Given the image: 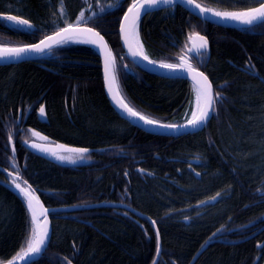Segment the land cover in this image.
<instances>
[{
	"label": "trees",
	"instance_id": "1",
	"mask_svg": "<svg viewBox=\"0 0 264 264\" xmlns=\"http://www.w3.org/2000/svg\"><path fill=\"white\" fill-rule=\"evenodd\" d=\"M133 1L0 0V15L32 25L15 27L0 17V44H33L67 25L94 27L115 54L119 87L131 106L161 123L183 124L193 112V84L145 72L126 57L119 28ZM196 1L221 11L263 2ZM91 4L99 10L94 15ZM139 31L148 57L162 64H179L193 34L208 38L209 59L204 53L192 61L222 98L215 99L213 118L201 132L179 137L133 126L111 106L101 59L83 44L0 66V263L33 240L26 202L5 185L15 179L48 208L81 206L51 214L50 245L33 264H153L155 228L126 207L156 222L162 239L157 264H190L208 240L215 242L194 264H264V23L227 28L177 6L172 14H147ZM42 105L47 123L38 117ZM28 128L53 142L99 151L83 165L54 163L22 145ZM98 202L122 207H85Z\"/></svg>",
	"mask_w": 264,
	"mask_h": 264
},
{
	"label": "water",
	"instance_id": "2",
	"mask_svg": "<svg viewBox=\"0 0 264 264\" xmlns=\"http://www.w3.org/2000/svg\"><path fill=\"white\" fill-rule=\"evenodd\" d=\"M139 3H145V0H134L133 3L125 11V13L122 17L121 23H120L119 33H120L121 44H122V47H123L127 57L137 67H139V68H141V69H143L149 73L155 74V75L160 76V77L169 78V79H186V80L190 81L196 87V89L199 92V95L201 97V99H200V106L201 107H203V104H204V97H203L202 93H200V84L198 83V81L201 78H199V77L194 78L195 74L191 71H188L187 67H185L184 69H176V70L166 69V68L161 66L163 64L152 61L145 54L144 51H143V53H144V55H146L148 57V60H144L143 56L138 54L141 51L139 46H138L139 41L141 44L140 35H139V26H140V22L143 19V17H145L147 14H150V13L158 12V11H161V10H164L167 8H171V7H175V6H180V7L184 8L185 10H187L189 13H191L193 16L199 18L203 22H208L211 24H215V25H219V26H223V27H227V28L245 29V28L254 27V26L259 25V24L264 22V20H256L252 24H246V23H243V22L238 21V20H234V19H230V18L226 19L224 17L216 16L214 14L215 12H243V11H247L248 9L240 10V11H221V10L212 9V8L203 6L202 4L197 2L196 0H194V3H188V0H174L173 3H168V4L164 3V0H160V2L155 4V5H146V8H147L146 12L144 10H141L140 18L136 22V26L134 28L133 24H132V16L134 15V13H129L128 9L131 8L133 4H139ZM262 3H264V2H262ZM195 4H199L201 6V8L212 9V12H207V13L202 12V11H200V9L195 7ZM255 7H259V5L255 6ZM252 8H254V7H252ZM0 16L5 17L6 15H0ZM125 16H128L129 19L125 20L124 19ZM73 27L74 28H80V29L90 28L94 32L99 33L100 36L103 37L104 43L107 45V50L111 52V58L115 62V68L113 69V75L115 76V83L113 85V88H114L113 92L109 91L108 80H107L106 73H105L106 50L97 44L87 42L89 39L92 38L91 34L80 33V34H78V36L75 39H72L75 42H71V40H69L67 43H77V44H84V45L90 46L99 54L101 62H102L104 89H105V93L107 95V98H108L111 106L115 109V111L123 119L130 122L133 126L139 128V129H141V130H143L149 134H153V135L165 136V137H179V136H184L187 134H193V133L201 132L202 130H204V128L211 121L213 114H214V111L210 113L209 119L203 124L192 127V126H187V123H184V124L179 125V127L176 129H170V128L163 126V125H169V124H164V123L159 122V125H151V124L145 123L139 117H134V116L129 115L125 109L120 107V105L117 103V99L115 98V92L116 91H118L119 97H121V98H123V97L120 93L119 86L117 83V75H116V71H115L116 67H117L116 59H115L113 50L110 48V46L108 44L107 39L105 38V36L101 32H99L94 27H91L88 25H76ZM59 31H57V32H59ZM57 32H55V33H57ZM55 33H52L48 36H54ZM48 36H46V37H48ZM199 36L205 37V36L200 35V34H199ZM205 38L207 39V48L201 49L199 52H197L196 48L200 45L201 40L199 39V37L196 34H193L189 38V47L187 48V52L184 56L181 57L183 59L180 58L179 64L184 63L186 65H190L191 68L196 69V71L204 73L202 70L194 67V64L192 62V58L193 57L197 58V57H199L200 54L206 53L207 58L209 59V57L211 55V48H210V43H209L208 38L207 37H205ZM44 39H42V40H44ZM77 40H81L82 42H77ZM40 41L33 43V44H38V43H40ZM61 44H64V43H61ZM61 44H56V45H53L51 48H46L43 52L29 51L27 53L22 54L20 57L0 58V66L15 65V64L23 63V62H29V61L36 60L38 58H41L48 51L58 47ZM4 47H23V46H1L0 45V48H4ZM134 52L137 53V55H133ZM152 62H154V63H152ZM204 75L211 82V80L207 76V74L204 73ZM211 84H212V82H211ZM212 88H213V95L215 97L213 84H212ZM123 100H124V98H123ZM124 102L127 103L125 100H124ZM214 105H215V101H214L213 107H214ZM42 107H44V109H45V114L41 115L39 112V119L41 122L45 123L48 121L46 106L43 105ZM197 114H198V112H197ZM34 144H39L44 148L51 149L52 151H50V152L42 151L40 148L34 147L33 146ZM24 146L31 153H33L39 157L45 158L51 162H57L56 155L59 153H64V152H66V153H79V152H70V151H68V149H85V148H80V147H75V146H69V145H66L63 143L49 144V143H42V142L34 141V140H32L30 142L26 141L24 143ZM12 149L14 150L13 145H12ZM87 150H88L87 152H83V153L88 154L91 152H97L98 151V150H94V149H87ZM53 152L55 153V155H53ZM17 183H19V182H17ZM19 184L21 185L22 188H29L30 191H32L33 196H35L37 198L35 201H33L37 217H36V219H33L32 210L29 209V207H28L27 197H25V195L15 186V184L12 183V181L10 184H5L9 189H11L14 193L18 194L26 202L28 212L30 214L32 224H33V240H32V243L35 239H38L41 236L42 229H43V226H45V224L47 227V238L45 240V244L41 247V251L39 253H30L29 247H28L27 250L23 254L15 257L14 259H12L8 262L0 263V264H9V262H11V264H33L34 262L40 260L41 257L46 252V250L48 249L50 242H51V239H52V235H53V225H52V220H51V214L55 213V212H72V211H76V210L81 209V206H64V207L48 208L44 204L40 195L36 191H34L29 185L22 184V183H19ZM107 206L117 207V206H119V204L102 202V203L87 205L86 207L87 208H99V207H107ZM42 209L48 210L44 216L40 215V212L42 211ZM130 210L135 212L136 214H138L140 217L148 218V220L154 226L155 231H156V235H157L158 250H159V252L157 251V256H156L155 261H154L155 264H157L161 258V255H162V239H161V234H160L159 228H158L156 222L152 218H150L146 215H143L142 213H140L134 209H130ZM45 216H46V219H45ZM213 242H215V241L214 240H208L201 247V249L197 252V254L193 257L190 264H194L196 262V260L200 257V255L204 251H206V249ZM25 253H28V255L25 256ZM154 262H153V264H154Z\"/></svg>",
	"mask_w": 264,
	"mask_h": 264
},
{
	"label": "snow or ice",
	"instance_id": "3",
	"mask_svg": "<svg viewBox=\"0 0 264 264\" xmlns=\"http://www.w3.org/2000/svg\"><path fill=\"white\" fill-rule=\"evenodd\" d=\"M159 2L160 0H145V3L133 4L132 7L128 9L129 13H134V15L132 16L133 27L135 28L136 22L140 18L141 10H144L145 12L147 11L146 5H155ZM173 2L174 0H164V3L166 4L173 3ZM188 3H194V0H188ZM195 7L205 13L212 12V9L201 8L199 4H195ZM214 14L216 16L224 17L226 19L230 18V19L241 21L246 24H252L256 20H264V3H260L259 7L250 8L247 11H243V12H215ZM5 19L13 22L14 25L32 27V25L29 23L28 20L19 19L16 16H8ZM124 19L128 20L129 17L125 16ZM80 33L91 34L92 38L89 39L87 42L97 44L106 50L105 73H106V77L108 80L109 91L113 92L114 91L113 85L115 83V76L113 75V69L115 68V62L111 58V52L107 50V45L104 43L103 37L100 36L99 33L94 32L90 28L80 29V28H74L72 25H68L67 27L62 28L59 32L55 33L54 36H48L44 40H41L40 43L38 44L26 45L23 47L0 48V58L20 57L22 54L27 53L29 51L43 52L46 48H51L53 45L67 43L69 40L75 39ZM196 35L201 40L200 45L196 48V51L199 52L201 49L207 48V39L205 37L199 36L198 33ZM138 54L143 56L144 60H148V57L144 55L143 51H140ZM133 55H137V53L134 52ZM161 66L166 69H171V70L184 69L185 67H187L188 71H191L195 74L194 78L195 77L201 78L198 81V83L200 84V93H202L204 97V104H203V107L200 106L199 97H198L197 103H196L198 114L196 112L192 114V117L187 122V126L195 127V126L205 123L209 119L210 113L215 111L213 107L215 99L217 98L222 99L220 97V93L216 92L215 97H214L211 82L204 75V73L196 71V69L191 68L190 65L181 63V64H163ZM115 98L117 99V103L120 105V107L125 109L129 115L134 116V117H139L141 120H143L147 124L159 125V121L149 119L146 116H142L139 112L129 107V105L124 102L123 98L119 97L118 91L115 92ZM39 112L41 115H44L45 114L44 107H40ZM163 126L170 128V129H176L179 127V125H173V124L163 125ZM34 135L39 136V133H34ZM33 146L36 148H40L42 151H46V152L52 151L51 149L44 148L39 144H34ZM68 151L83 153V152H87L88 150L87 149H68ZM53 155H55L54 152H53ZM58 158L61 160H69L75 163V159L72 156H59ZM77 158L82 159L83 157L80 156ZM12 183L15 184V186L25 195V197H27L28 207L29 209L32 210L33 219H36L37 214L35 211V206L33 204V201H35L37 198L33 196L32 191H30L29 188H22L21 185L17 183L15 179L12 181ZM218 195L219 193H217V196ZM213 199H215V197H213ZM47 211H48L47 209H42V211L40 212V215L44 216L47 213ZM45 219H46V216H45ZM46 238H47V227L45 224V226H43L41 236L38 239H35L33 243L29 245V252L39 253L41 251V247L45 244ZM27 255L28 253H25V256ZM9 264H11V262H9Z\"/></svg>",
	"mask_w": 264,
	"mask_h": 264
},
{
	"label": "flooded vegetation",
	"instance_id": "4",
	"mask_svg": "<svg viewBox=\"0 0 264 264\" xmlns=\"http://www.w3.org/2000/svg\"><path fill=\"white\" fill-rule=\"evenodd\" d=\"M264 1V0H263ZM261 3V2H260ZM259 3V4H260ZM259 4H257V5H259ZM257 5H255V6H257ZM252 7H254V6H252ZM243 9H247V8H241V9H235V10H231V11H238V10H243ZM106 97H107V95H106ZM108 99V98H107ZM117 113V112H116ZM118 114V113H117ZM119 115V114H118ZM120 117V116H119ZM40 120V119H39ZM41 122V121H40ZM48 122V121H47ZM47 122H45V123H47ZM43 123V122H42ZM18 125L21 127L22 126V117L21 116H19V120H18ZM20 129V131L21 132H23L24 131V128H19ZM27 133H28V139H24L23 141H22V145L24 146V143L26 142L25 140H31L32 141V139L34 140V141H39V142H42V143H49V144H54V143H57V142H51L50 141V139L47 137V136H45V135H43V133L41 132V131H34V130H31L30 128H28V131H27ZM34 133H39V136H37V135H34ZM37 138V139H36ZM46 138V139H45ZM36 139V140H35ZM68 145V144H67ZM72 146V145H71ZM25 147V146H24ZM84 148V147H83ZM85 148H87V147H85ZM92 149V148H91ZM94 153H97V152H94ZM89 157H90V155H89ZM91 158V157H90ZM91 161V160H90ZM90 161H88V163L90 162ZM81 165V164H80ZM13 180V179H12ZM98 203H102V202H98ZM111 203H113V202H111ZM95 204H97V203H95ZM120 207H122V206H120ZM127 209V208H126ZM128 211H131L130 209H127ZM131 212H133V211H131Z\"/></svg>",
	"mask_w": 264,
	"mask_h": 264
},
{
	"label": "rangeland",
	"instance_id": "5",
	"mask_svg": "<svg viewBox=\"0 0 264 264\" xmlns=\"http://www.w3.org/2000/svg\"><path fill=\"white\" fill-rule=\"evenodd\" d=\"M115 1V0H114ZM103 9V8H101ZM97 12H99V10L95 7L92 8V11L90 12L91 15H94L96 14ZM174 12V10H168L166 13L167 14H172ZM80 21V20H78ZM59 156H72L74 159H75V163H73L72 161H69V160H61L59 159L58 157ZM82 156L83 158L80 159V158H77V157H80ZM57 160L58 162L62 163V164H66V165H80V164H84V163H87L88 161L91 160V158L88 156V155H85V154H79V153H59L57 154Z\"/></svg>",
	"mask_w": 264,
	"mask_h": 264
},
{
	"label": "bare ground",
	"instance_id": "6",
	"mask_svg": "<svg viewBox=\"0 0 264 264\" xmlns=\"http://www.w3.org/2000/svg\"><path fill=\"white\" fill-rule=\"evenodd\" d=\"M197 18V17H196ZM45 38V37H44ZM43 38V39H44ZM71 42H75L74 40H71ZM77 42H82L81 40H77ZM64 44H66V43H64ZM64 44H61V45H64ZM61 45H59V46H61ZM138 46H139V48H140V50L141 51H143V49H142V47H141V44H140V41L138 42ZM114 53V52H113ZM126 54V53H125ZM114 56H115V54H114ZM126 57H127V55H126ZM128 58V57H127ZM115 59H116V57H115ZM129 59V58H128ZM130 60V59H129ZM131 61V60H130ZM132 62V61H131ZM116 63H117V61H116ZM133 63V62H132ZM139 68V67H138ZM141 69V68H140ZM143 70V69H142ZM143 71H145V70H143ZM145 72H147V71H145ZM149 73V72H148ZM103 83H104V81H103ZM198 95H199V92H198ZM198 97H199V103H200V99H201V97H200V95L199 96H197V99H198ZM37 139V138H36ZM35 139V140H36ZM33 140V139H32Z\"/></svg>",
	"mask_w": 264,
	"mask_h": 264
}]
</instances>
